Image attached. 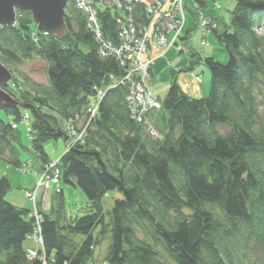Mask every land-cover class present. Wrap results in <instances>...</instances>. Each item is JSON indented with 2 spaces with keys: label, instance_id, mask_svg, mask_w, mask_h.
<instances>
[{
  "label": "trees",
  "instance_id": "obj_1",
  "mask_svg": "<svg viewBox=\"0 0 264 264\" xmlns=\"http://www.w3.org/2000/svg\"><path fill=\"white\" fill-rule=\"evenodd\" d=\"M208 1L193 0L200 9ZM232 1L229 22L216 19L213 29L228 62L192 53L180 69L205 64L209 95L186 94L172 71L161 107L146 114L149 124L131 117L127 85L111 87V75L126 70L114 57L99 55L87 14L72 0L63 38L39 29L28 11L17 12L15 26L0 27V58L15 77L1 86L16 95L22 79L31 148L44 161V144L65 137L72 116L85 122L94 87L105 91L85 141L61 157L60 183L78 185L90 210L69 218L61 188L47 211L40 208L46 264H102L93 259L106 234L105 264H264V35L256 31L264 24V0ZM92 3L103 38L116 44V18L123 13L102 0ZM132 14L136 22H149L142 1L133 3ZM34 56L47 62L46 84L18 73L17 65ZM23 112L0 101V158L16 168L22 166L21 134L11 121L19 124ZM11 189L0 172V264H43L28 257L32 210L7 201ZM112 190L123 197L115 199L106 222L103 200Z\"/></svg>",
  "mask_w": 264,
  "mask_h": 264
},
{
  "label": "built area",
  "instance_id": "obj_2",
  "mask_svg": "<svg viewBox=\"0 0 264 264\" xmlns=\"http://www.w3.org/2000/svg\"><path fill=\"white\" fill-rule=\"evenodd\" d=\"M138 1L141 2V0H113L115 7L123 13L120 17H117L116 21L118 29L120 30V42L116 45L112 41L103 38L101 25L98 20V10L92 3V0H73L76 8L87 14V29L94 34L96 40L100 44L101 55L103 57L115 55L119 59L118 61L121 67H125L126 73L122 78L111 76L112 84L115 86H130L128 100L130 101L132 116L136 120L144 121V115L146 113L145 109H147L148 106L160 108L161 103L153 99V90L148 84L149 79H151L148 71L151 65L150 62L141 61V54L146 49L148 50L150 46L152 47V45L165 49L168 44L171 47L174 45L175 41L182 38L185 27L186 11L184 9V2L186 0H177L178 6H170L171 1L168 0H151L150 3H145L147 14L149 16L154 14V16L150 17L148 26L145 28H143L142 22H135L132 14V5L134 2ZM191 9L197 16L199 27L203 34H205L203 28L209 33L217 26L216 21L212 17H206L202 14L198 4L195 2L192 3ZM179 12L181 13V16L177 21H174V18ZM179 20H181L180 23ZM160 29L163 31L160 32ZM123 31L124 33L122 35L121 32ZM45 33L47 34L48 32L46 31ZM148 40L150 41L149 45L146 44ZM206 42L205 39L202 40L203 45H205ZM180 46L182 49L183 44ZM196 79L199 80L198 77ZM96 91L97 94L95 97L102 99L105 95V91L103 89H96ZM95 97L92 100V102H94L92 107L98 109L102 101H96ZM88 117V119H91L89 115ZM25 120L24 117V121ZM15 124L16 123L14 122L12 123L13 128L16 127ZM65 125H67V137L69 136L72 139L69 141L67 149V151H69L71 145L85 141V132L89 126L86 125V122L80 123V119L77 116L69 118ZM75 125L80 128L78 130L74 129ZM60 166V160L48 163L44 167L43 174L38 180H36L41 187V191L37 189L38 195L35 196L30 191L26 193V196L32 199L34 204L31 216L34 218L35 226L34 231L28 236V239L33 242L35 241L41 244L44 242L42 233V222L44 217L37 207V196L40 197L44 190L50 189L53 185H58L60 183ZM34 191L36 192V190ZM38 256L39 251H36L33 248L28 249L29 258L33 259ZM39 258L42 259L43 264H46L45 254L43 257Z\"/></svg>",
  "mask_w": 264,
  "mask_h": 264
},
{
  "label": "rangeland",
  "instance_id": "obj_3",
  "mask_svg": "<svg viewBox=\"0 0 264 264\" xmlns=\"http://www.w3.org/2000/svg\"><path fill=\"white\" fill-rule=\"evenodd\" d=\"M168 1H171V5L170 6H178L177 0H168ZM220 1L222 2L224 0H220ZM188 2H190V4ZM192 3H193V0H186L184 2L185 11H187L189 8H191ZM215 7H216V4H215ZM152 16H154V14H151L149 16V19ZM180 16H181V13L179 12V14H177V16L174 18V21H177ZM117 17H120V16H117ZM186 18H187V13H186V17H185V24H186ZM214 20H216V19H214ZM135 22H136V19H135ZM180 22H181V20H179V23ZM197 23H198L197 25L199 26L198 19H197ZM116 24H117V22H116ZM142 25H143V28H145L146 26H148V21L142 22ZM143 28H142V30H143ZM162 31L163 30L160 29V32H162ZM256 31L258 33L264 35V24H262L260 27H257ZM183 32L185 33V31H183ZM119 33H120V30L118 29V40H117L116 45H118L119 42H120V38H119L120 34ZM123 33H124V31L121 32L122 35H123ZM184 36H185V34L182 36V38H180L179 40L175 41L174 45H172L171 47L169 46V44L167 45V46L170 47V51H169L168 54L166 53L167 51H165L164 48H160L159 46H155L154 45V47H158L161 50H164V51H162V54H161L163 56V58H161L157 62V64L155 66H153V71L157 70V72H154L155 76H157L158 72H160L162 70V68H165L168 65V63L170 65H172V67L174 68V69L172 68L173 70H177V71H179V69H180L179 67L180 66H182V68H186V67L189 66V65H187V63H188L187 62L188 61L187 60V58H188V48L189 47H187L185 45L184 52L183 53L180 52V50L182 51V49L180 48L181 47L180 45L184 44V39H183ZM214 38L215 37L213 36V37H211L209 39V42H207L208 47L212 46L211 43H213L214 53H215V57H216L215 59L218 62L225 64V63L228 62V58H229L228 57V53H227L225 47L220 45L218 43V41L216 39H214ZM202 40H203V38L200 41V45L202 44ZM149 43H150V41L148 40V42H146V44L149 45ZM151 49H152V47L150 46L148 48V50L146 49L141 54V57H140L142 62H150V65H151L150 69L148 70L150 78H151V79H149V82H148V84L150 85V88H152L151 87L152 86L151 83H152V78H153L152 73H151V68H152V65L155 62V58L150 54ZM179 52L182 53L183 56L185 57L182 60L177 55V53H179ZM98 53H99V55L102 58L114 57L116 59V61L119 62L118 61L119 59L115 55H109L108 57H103L101 55V53H100V44H98ZM184 65H187V66H184ZM17 68L19 70V74L23 73V75L28 76L29 78H31L35 82L45 83V84L48 83V77H47V72H46L47 71V62L42 57L34 56L32 59H30L28 61H25V62H23L20 65H17ZM122 69H125V67L123 66ZM169 70H168V72H164V69H163V78H161V80H159V83L162 80L163 81H168L169 80V76L171 75ZM199 73L201 75H199ZM197 77L199 78V80L196 79ZM14 78L15 77L13 75V79H12L13 82L15 80ZM177 79H179L178 80V84L181 87V89L185 93L190 94V95L193 94L194 91L197 92L200 89V87H198L196 85V83L198 85H200L202 83V81H203L204 85H206V83L208 84L207 96L209 95L210 82H211V73H210L208 67L205 64L199 63L191 71L180 73ZM194 79H196L197 81H195ZM21 80L22 79L16 80V81H18L19 84H21V86H20V88H18V91L15 92L16 95L12 94V96L14 98H16V100H18L21 103L22 107H25L27 105L24 106L22 104V101H20V100H23L22 96H23L24 92H27V89H25L26 91L24 90L25 87L23 86ZM25 81L27 82L26 79H25ZM13 82H12V84H13ZM155 82H156V79H155ZM108 86H109L108 89H110L109 81H108ZM111 87H116V86L112 84ZM94 90L96 91L95 87H94ZM207 96H205V97H207ZM262 98H263L262 107L264 109V95H263ZM127 99H128V97H127ZM127 101H128V107L130 109V103H129L130 101L129 100H127ZM130 112H131V109H130ZM85 115H86L85 116L86 125L90 126L92 124V120L88 119L89 118L88 114H85ZM2 116H4V115L2 114ZM29 116H31L30 112L28 110H25L23 112V118H22L21 122L19 123L18 127H15V129L18 128V130H19V132L21 134L20 135L21 136V146H20L19 157H20L21 162L24 163V164H22L21 168H16L14 166L13 167L9 166V165H12V164H10V162L0 158V172L2 174H5L6 168H8V170L11 173H13L12 176H10V178L12 177V180H11L12 189L6 194V199L9 202H10L11 199H13V197L16 194H25V196H26V193L28 191L34 190L32 185H31L32 184L31 182L33 181L34 178H36V180H38L40 178V176H37L36 174L34 175V172L32 171V167L33 166H34L33 168H37L36 166H39L40 170L43 171L44 159L42 157H40L33 148H31V143H30V139H29V132H28V126L30 125ZM24 117L26 119L25 121L28 120V124L23 122L24 121ZM131 117L133 118V116H131ZM11 120L12 119L10 118V121ZM134 120L136 122H139V123L143 122V123L149 124V121H146L145 119H144V121H139V120H136V119H134ZM80 121H82V120L80 119ZM65 128H67V125L65 126ZM79 128L80 127L77 126V125L74 126V129H76V130H78ZM221 129L225 130L226 127L223 126V127H221ZM85 134H86V137H87L88 136L87 131L85 132ZM77 144L78 143L71 145L69 150H71ZM68 146H69V142L67 143V141L64 139V137H60L58 140H48L44 144V149H45V153L47 154V156H48V158L50 160L56 161L57 159L60 158L59 160L61 161V157L67 151ZM32 161H33V166H31ZM29 176H30V179H29ZM56 186L58 188H61V189L64 190V199H65V204H66V215L69 218H75L77 216L84 215L90 210V205H91L90 201H89L88 197L86 196V194L82 191V189L78 185L71 184V183H66V182L62 181L61 183H59ZM55 192L56 191H55V186L54 185L49 190L48 189L44 190L43 194L40 195V199H43L42 203L43 204H47L48 207L51 206L53 204L54 200H55L54 198H56V195H54ZM122 197H123V193L121 191H119V190L109 191L108 194L104 197L103 208H104V214H105V221L106 222L110 221V218H111L110 211H111L112 207L114 206L115 199L122 198ZM26 198L29 199L27 196H26ZM31 202L28 203V206H30ZM32 205H33V208H34V204L33 203H32ZM18 206H20V205H18ZM41 206H42L41 204L37 203V207H38L39 210H40ZM21 207H23V206H21ZM100 230H101V227H98L97 230L95 231V235L96 236L99 235V231ZM33 231H34V229H33ZM110 242H111V238H110L109 234H106L104 237H102L101 244L97 246L93 260H96V262H100L102 264H105V263H103L104 262L103 259H104L105 255L108 252V249H109V246H110ZM43 255H44L43 252L39 251V256L38 257H43ZM90 264H92V263H90Z\"/></svg>",
  "mask_w": 264,
  "mask_h": 264
},
{
  "label": "crops",
  "instance_id": "obj_4",
  "mask_svg": "<svg viewBox=\"0 0 264 264\" xmlns=\"http://www.w3.org/2000/svg\"><path fill=\"white\" fill-rule=\"evenodd\" d=\"M142 1H145V3H148L151 0H142ZM217 3L220 4L221 7H217ZM215 4H216V7H215ZM234 7H235V2L232 1V0H224L222 2L220 0H209L208 3H207V5L202 8V12L206 16H211V17H214V18H216L218 20H222V21H225V22H229L230 15H231V11L233 10ZM194 17L195 16L193 15V13H191V11L190 12H187L186 24H185V27H184V31H185L184 34H185V36L183 38L184 39L183 49H184L185 45L187 47H189L188 48V58H187V60H188L187 62L188 63H187V65L190 64V60H191L190 54H192V53H199L202 56H212V57L216 58L215 57V53H214L213 43H211V45L213 47L212 46L208 47V45L207 46H201L200 45V41H201V39L203 37L202 36L203 34H202L201 30L199 29L198 25L196 24ZM213 36L214 35L212 33H210V34L207 35L208 42H209V39L211 37H213ZM214 39H216V38H214ZM162 51H164V50H161L160 48L154 47V46H152V49L150 51V54L155 58V62L152 65V68H151V73H152V76H153L152 83H151L152 86L151 87H152V90H153L154 95L157 98H163L166 95V93L168 92V89L170 87V81H171L172 74L169 76V80L168 81H163L162 80L159 83V80H161V78H163V69H164V72H168L169 69H170L169 70L170 73L172 71L176 72V77L177 78H178V76H179L180 73L186 72V71H180V69H182V66L179 67L180 68L179 69L180 72L177 71V70H173L174 68L172 67V65H170L168 63V65L165 68H162V70L160 72H158V75L155 76L154 72H157V70L153 71V66H155L157 64V62L161 58H163V56L161 55L162 54ZM169 51L170 50H168L166 53L168 54ZM183 52H184V50H183ZM179 53H177V55H178V57L181 60L183 58H185L182 53H180V54ZM187 65H184V66H187ZM199 75H201V74L199 73ZM155 79H156V82H155ZM196 85L198 87H200V89L197 92L194 91V93L191 94V95L194 96V97H205V96H207L208 84L206 83V85H204V83L202 81V83L200 85H198L197 83H196ZM44 163H45V161L43 162V165H44ZM22 164H24V163H22ZM9 166H12V165H9ZM31 166H33V161H32ZM33 167H32V171L34 172V175L37 172L36 175L39 176V174L41 172L40 167L39 166H36L37 168H33ZM5 174L8 176V178H10V176H12L13 173H11L8 170V168H6ZM29 179H30V176H29ZM10 180H12V177L10 178ZM35 180H36V178H34L32 182L31 181L30 182L33 184V182H35ZM10 202H12V203H14L16 205L23 206V207H25V208H27L29 210H32V208H33L32 202L30 201V199H27L26 198L25 194H16L13 197V199L10 200ZM29 202H31L30 206H28V203ZM41 205H42L41 206V209L42 210H44V211H47L48 210L49 207L47 206V204H43L42 203ZM34 243L35 242L30 241V242H28L27 245H29V246L32 247V246L35 245Z\"/></svg>",
  "mask_w": 264,
  "mask_h": 264
},
{
  "label": "water",
  "instance_id": "obj_5",
  "mask_svg": "<svg viewBox=\"0 0 264 264\" xmlns=\"http://www.w3.org/2000/svg\"><path fill=\"white\" fill-rule=\"evenodd\" d=\"M102 1L111 4L112 0ZM67 4L68 0H0V26H15L17 12L28 11L39 29L63 38L68 34L65 20ZM12 79L13 73L0 58V101L8 107H17L18 101L1 86L9 85Z\"/></svg>",
  "mask_w": 264,
  "mask_h": 264
},
{
  "label": "bare ground",
  "instance_id": "obj_6",
  "mask_svg": "<svg viewBox=\"0 0 264 264\" xmlns=\"http://www.w3.org/2000/svg\"><path fill=\"white\" fill-rule=\"evenodd\" d=\"M69 1V0H68ZM142 1V0H141ZM72 2H73V0H72ZM143 3H145V1H142ZM151 2V1H150ZM150 2H148V3H150ZM189 4H190V2H188ZM105 4V3H104ZM147 4V3H146ZM105 5H107V6H109V7H111V6H113L114 8H116L115 7V5L113 4V0L111 1V4H105ZM217 6L218 7H221V5L220 4H218L217 3ZM227 9V8H226ZM200 11L202 12V9H200ZM202 14H203V12H202ZM204 16H206L205 14H203ZM206 17H208V16H206ZM212 18H214V17H212ZM216 19V18H215ZM217 22V21H216ZM203 31H204V33L205 34H203L202 36V38L203 39H205L207 42H208V38H207V35L208 34H210V33H213V30H211V32H209L208 33V31L206 30V29H204L203 28ZM202 32V31H201ZM207 42H206V45H208L207 44ZM153 46V45H152ZM168 50H170V47L169 46H166L165 47V51H168ZM180 52H182L181 50H180ZM19 73V72H18ZM111 76H114V75H111ZM114 77H117V76H114ZM123 77V75H121V76H119V77H117V78H122ZM178 80V79H177ZM195 81H197L196 79H194ZM128 86V85H127ZM128 88H129V91H128V96L130 95V86H128ZM100 89V88H99ZM169 90V89H168ZM7 91V90H6ZM95 93L93 94V95H91V96H89L88 97V105H87V108H86V110H85V114H88L89 116H90V118L92 119V120H94L95 118H96V116L99 114V108H100V105H99V108L97 109V108H93L92 107V105L94 104V102H92V100H93V98L95 97V95L97 94V91H94ZM11 96H12V94L10 93V92H8ZM187 94V93H186ZM189 95V94H188ZM191 96V95H190ZM193 97V96H192ZM16 99V98H15ZM104 99V97L101 99V98H98V97H95V100L96 101H102ZM153 99L155 100V101H157V102H159V103H161V100L160 99H162V98H157L155 95H154V93H153ZM18 101V100H17ZM18 106L17 107H14V108H18V107H21L24 111L25 110H28L27 109V107H28V105L27 106H25V107H22V105H21V103L18 101ZM101 104V103H100ZM153 109H159V107L157 108V107H151V106H148L147 107V109H145V111H146V113H145V115H144V119H146V114L148 113V112H150L151 110H153ZM134 113V112H133ZM93 115H94V117H93ZM131 115H132V113H131ZM78 117L79 118V116L78 115H75V117ZM29 119H30V116H29ZM80 119V118H79ZM24 123H26V124H28V121H23ZM13 123V121H11V124ZM15 123V122H14ZM18 125L19 124H15V126L16 127H18ZM29 129H30V127L28 126V132H29ZM64 137V136H63ZM64 139L67 141V143L70 141V137L68 136L67 137V135L64 137ZM31 142V141H30ZM68 149V148H67ZM46 156H47V154H46ZM60 159V158H59ZM59 159H57V160H59ZM50 162H53L52 160H49L48 159V156H47V159H46V161H45V163H44V165H43V171H44V167L48 164V163H50ZM59 169H60V179H61V166L59 167ZM43 171L41 170V172H40V174H39V176H41L42 174H43ZM37 173V172H36ZM35 173V174H36ZM32 185V187L34 188V186H35V188H34V190H36V192L34 191V190H31L30 192L32 193V194H34V196L35 195H38V193H37V189L39 190V191H41V187H40V185H39V183L37 182V181H35V182H33V184H31ZM55 186V191H57L58 190V188H57V186L56 185H54ZM49 190V189H48ZM30 199V198H29ZM31 201H32V199H30ZM37 200H38V203L39 204H42V200L43 199H40V197L39 196H37ZM32 203H33V201H32ZM33 209V208H32ZM35 245L34 246H32V248L34 249V250H36V251H40V252H43V254H45L46 255V252H45V245H44V242L41 244V243H38V242H35L34 243ZM40 260H41V258H39Z\"/></svg>",
  "mask_w": 264,
  "mask_h": 264
}]
</instances>
